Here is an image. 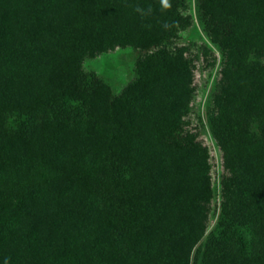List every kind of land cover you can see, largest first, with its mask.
Here are the masks:
<instances>
[{
	"label": "trees",
	"instance_id": "1",
	"mask_svg": "<svg viewBox=\"0 0 264 264\" xmlns=\"http://www.w3.org/2000/svg\"><path fill=\"white\" fill-rule=\"evenodd\" d=\"M187 1L0 0V264H264V0H195L224 57L218 182ZM128 45L114 93L84 61Z\"/></svg>",
	"mask_w": 264,
	"mask_h": 264
},
{
	"label": "rangeland",
	"instance_id": "2",
	"mask_svg": "<svg viewBox=\"0 0 264 264\" xmlns=\"http://www.w3.org/2000/svg\"><path fill=\"white\" fill-rule=\"evenodd\" d=\"M187 2V11L193 13V23L189 29L180 30L173 40L177 45L183 44L188 47L185 53L194 63L193 84L195 90L190 102L191 110L187 118L190 128L201 130L200 138L209 146L216 158L215 160H217L216 166L212 169V175L215 179L214 181L218 182L221 174L219 151L213 138L210 136L206 114L215 111L212 92L217 88L224 57L218 46L204 32L198 17L196 1L188 0ZM203 46H207L209 53H204L202 50ZM140 53L130 45L125 47L116 46L95 57L86 58L84 65L94 69L109 83L113 92L118 93L133 78L134 62ZM261 59L264 62V57ZM219 197L218 194V199Z\"/></svg>",
	"mask_w": 264,
	"mask_h": 264
}]
</instances>
